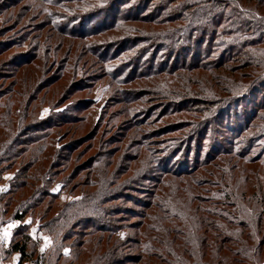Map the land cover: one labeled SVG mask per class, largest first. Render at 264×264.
Segmentation results:
<instances>
[{
  "label": "rangeland",
  "instance_id": "1",
  "mask_svg": "<svg viewBox=\"0 0 264 264\" xmlns=\"http://www.w3.org/2000/svg\"><path fill=\"white\" fill-rule=\"evenodd\" d=\"M80 1L86 2L75 4L56 0H0V45L9 43L7 49L0 50V77L4 76L0 92L12 87L10 71L13 66L10 64L13 60L27 52L36 54L37 58L24 67L28 72V79L36 83L31 88L37 94L35 85L38 83L47 86L52 82H46L49 79L56 84L37 97L38 104L33 108L32 120L46 121L48 118L58 117L57 121L59 117H73V124L55 130L54 137L57 142H61L60 146H76L71 162L65 163L62 173L57 168L58 171H53L57 175H49L52 172L46 174L48 180L43 190L52 197L42 199L34 214L28 208L25 209L27 214L22 219H15L12 209L5 208L6 204L4 206V201L9 198L6 195L12 191L13 186V172L4 165L0 176V264H102L96 255L89 256L92 243L85 241V245H82L87 233L83 232L84 229L81 231L79 221L72 217L67 219L65 215L73 214L71 211L80 202L81 193H85L86 173L82 170L90 160L95 159L100 141L109 137L111 139L107 141V147L114 155L107 172L112 183L128 179L171 180L174 184L177 180H184V185L187 186L188 180H197L201 184L198 196L205 200L203 205L208 211L227 218L237 232L245 227V234L240 239L242 245L230 243L233 248L237 250L239 247L250 254L252 250L255 252L257 247L262 246L261 254H253L251 262L240 256L237 257L238 261L264 264V111L256 113L253 110L257 117L252 118L251 108L238 105L237 94H233H244L243 97L253 90L256 96L252 97L255 96L256 100L253 101L256 103L252 105L260 103L264 107V82L234 83L231 95L227 96L220 93L221 81L210 83L205 76L188 79L187 76L190 75L186 69L174 64L176 60H180L179 55L176 54L173 61L163 48L155 50L156 61L152 69V51L140 59L139 63L132 62L140 56V50L132 52L131 49H122L120 40H149L150 44H155V48L162 41L163 46L169 43L167 39L170 34L166 31L175 25L166 20L159 23L155 19L156 9H153L165 7L166 2L157 0L151 3L153 6H149V16L155 19L153 22H126L119 28L93 35L89 31L103 20L99 11L106 0L77 2ZM141 2L142 0H131L120 11L135 14L134 8H138ZM167 12L169 11L162 12V17ZM87 18L93 20L83 29L81 24L88 22ZM62 28L66 30L62 31ZM72 31L75 33L71 34ZM18 39L19 43L13 47L11 43ZM185 46L190 48L189 45ZM207 46L199 50L192 48V51L202 52L204 55ZM185 87H198L194 90L199 92L188 94V98H219V102L196 100L202 104L198 110L189 108L162 115L163 106H173L175 100L183 97L184 93L180 89ZM246 89L251 91L241 93ZM7 99L8 96L4 95L1 102L6 101V107H9L11 102ZM41 99H44L42 103ZM211 106V110L206 109ZM227 106L230 107L225 113L228 115H221L220 112ZM73 110H77V113ZM212 114V118L215 114L218 117L224 116L221 129L216 128V123L210 119ZM181 121L185 127L180 125L176 131L172 128L166 135L153 137L156 136L153 134L155 130H163L172 122L181 124ZM209 121V132L203 138V126L208 125ZM119 127L125 128H122L123 132H119V135H115ZM116 137L118 143H114ZM167 138L171 141H167ZM191 138L197 142L191 153H186V149L172 153L182 141ZM146 148L154 152L147 153ZM219 148L223 151L216 155L214 150ZM150 154H154V160L158 159L161 164L167 157L166 168L185 169L183 176L180 177L176 172L160 173V168L153 174L152 164L147 174L153 177H141L147 171L141 165L144 162L147 165L152 156ZM216 156L220 157L218 161L215 159L207 163L208 157L214 159ZM140 159H144L141 165ZM78 167L83 169L77 171L75 168ZM129 183L130 187L127 188L133 190L132 195L139 199H144L152 186H155L152 182L144 185ZM178 195L179 192L173 189V196L170 194L169 198L176 200ZM180 199H187L186 193H180ZM32 203L27 205L31 206ZM52 204L53 208H50ZM123 204L131 210V214H126L128 218L123 217V224L134 222L136 219L132 216L137 215L140 210ZM22 212L24 211L19 214L23 216ZM17 232L19 234L15 235ZM234 232L233 237L236 236ZM125 234L121 229L115 236L121 241L125 239ZM20 235L22 236L19 237ZM17 239L27 240L28 258L22 263L18 253H8ZM126 255L124 249H119L114 257V264L125 263ZM104 264L108 263L105 261Z\"/></svg>",
  "mask_w": 264,
  "mask_h": 264
},
{
  "label": "trees",
  "instance_id": "2",
  "mask_svg": "<svg viewBox=\"0 0 264 264\" xmlns=\"http://www.w3.org/2000/svg\"><path fill=\"white\" fill-rule=\"evenodd\" d=\"M56 1L75 4L86 2ZM130 1L106 0L104 7L99 11L103 20L92 27L89 31L90 34L96 35L106 30L116 29L126 22L144 23L158 19L159 23H164L166 20L167 23L170 22L169 24L175 26L171 27L172 32H170L171 29L166 31L167 34H170V38H166L169 43L165 46H163L164 41L155 48V44H150L149 40L131 38L120 40L122 41L120 48L131 49L132 52L140 50L138 52L140 56L132 62L139 63L140 59L145 58L152 51L150 54L152 69L156 61V51L163 48L173 61L175 55H179L180 60H176L174 64L186 69L190 75L187 76L188 79L205 76L210 83L221 81L220 93L227 96L231 95V86L234 83L264 82V0H159L165 1L167 5L160 9L153 8L156 9L157 17L155 19L149 16V6H153L151 3L157 0H142L138 8H134L135 14L122 13L120 8L128 5ZM138 11L141 12L138 13ZM164 11L169 12L162 17ZM92 20L93 18H90L87 20L88 22L82 23V28L85 29L86 24ZM63 29L66 30V28L61 30L63 31ZM70 33L74 34L75 31ZM13 41L11 45L15 47V44L19 43V39ZM147 45L149 46L147 47ZM185 45H189L191 49ZM8 46L9 43L1 44L0 50L7 49ZM206 46L204 55L202 52L194 53L192 51V48L199 50ZM146 47L147 49H144ZM36 58V54L27 52L14 59L10 64L13 66L10 71L12 87L5 92H0L4 93L0 94V176L4 165L8 167L7 170L13 172L12 191L6 195L9 198L4 201V206L6 204L5 208L12 209L11 213L15 219H22L27 214L25 211L27 208L34 214L36 206L42 199L52 197L43 190V186L48 180L46 174L52 172L49 175H57L53 172L58 171L57 168L62 173L65 163L71 162L72 153L76 148L75 144L60 146L61 142H57L54 137L55 130L61 129L64 125L73 124V117L63 116L59 117L57 121L55 120L58 117H54V120L51 117L46 121L32 120L33 108L38 104L37 97L56 84L49 79L46 82H52L47 86L38 83L35 85L37 91L35 94L31 87L36 83H32L28 79V72L24 67L26 68ZM3 77H0V83L3 82ZM187 84L189 85V82H186ZM196 88L198 87L180 89L184 93L183 97L175 100L173 106H163L162 115L170 114L169 112L173 111L181 112L189 108L198 110L202 104L196 100H204L209 103L219 102L217 101L219 98L215 100H207L201 96L188 98V94L199 92L194 90ZM240 91L241 89L238 90V92ZM248 91L251 90L246 89L241 93ZM233 94H237L238 105L241 104V107L247 109L251 108L252 118L257 117L253 110L256 113L264 111V107H261L260 103L256 106L252 105L256 103L253 101L256 100V92L253 90L251 93L248 92L250 96L245 94L242 97L244 94ZM4 95H7V100L11 102L9 107H6V101L1 102ZM252 95L255 96L252 97ZM43 101L44 99H41L40 103ZM212 106L206 109L211 110ZM228 110H230L229 106L225 110L223 109L220 114L227 116L228 114L225 113ZM76 111L73 110L75 114ZM70 115L72 114L70 113ZM212 116L213 114L210 119L216 123V128L221 129L224 116L218 117L217 114L214 118ZM184 122L187 123V120L184 119ZM209 123L210 121L208 125L203 126V133H205L203 138H206L209 132ZM180 125L185 127L182 121L181 124H175V122L167 124L163 130H155L153 134L155 133L156 136L153 137L166 135L172 128H174L173 131H176ZM122 128H117L119 131L115 135L123 132ZM117 137L115 141L112 140L114 143L117 142ZM197 137L199 141V136L197 135ZM110 139L111 137L100 141V149L97 151L95 159L90 160L85 169L75 168L77 171L83 169L82 171L86 173L84 178L86 180L84 183L85 193H81L80 202L71 211L73 214H64L67 219L71 217L77 219L83 227H81V231L84 229L83 232L87 233L82 245H85V241H89V244L92 243L89 256L96 255L102 264L105 261L108 264H114L113 260L119 249H124L127 252L123 264H247V262L238 261L237 257L240 256L245 261L251 262L250 258L253 254L258 256L262 246L256 248L257 252L252 250L253 252L250 254L246 250H240L239 247H237L238 251L233 248L230 243L242 245L240 239L245 234V227L242 225V230L237 232L233 228V224L227 221V218L208 211L203 205L205 200L198 196L201 184L197 183V180H188L187 186L184 185V180H177L174 184L171 180L128 179L112 183L110 174L107 172L114 155L107 147V141ZM194 140L191 138L182 141V144H179L172 153H179L184 149H186V153H191L192 149L197 146V142ZM167 141H171V139L167 138ZM145 151L147 153L154 152V150L148 151L147 148ZM214 151L217 155L223 150L219 148ZM150 155L152 156L148 159L147 165L145 162L141 165L144 159H140L141 167L147 169L144 174L140 175L141 177H153L147 174L152 164L151 172L153 174H156L160 168V173L163 171L166 173L176 172L180 177L183 176L185 169L166 168L167 157L161 164L158 159L154 160V154ZM156 157L158 158V155H155ZM219 158V156L214 159L208 157L207 163L210 160L215 161V159L218 161ZM197 161L198 159H196V163ZM129 182L133 185L152 182L151 184L155 186H152V190L147 192L149 194L144 196V199H139L132 195L133 190L127 188L130 187L128 186ZM173 189L179 192L176 200L169 198L170 194L173 196ZM180 193H186L187 199L182 201ZM116 201L118 203L114 205L113 203ZM31 202H33L32 205L28 206L27 203ZM123 203L140 210L137 215L132 216L136 219L134 222L123 224V217H127L128 213L131 214V210ZM50 208H53V204ZM21 211H24L22 212L23 216L19 214ZM118 227L121 228L118 229ZM121 229L126 234L125 239L119 241L115 233ZM233 231L236 235L234 237L232 236ZM18 234L19 232L15 235ZM26 239H17L8 251V253H18L21 263L28 258ZM113 239L116 240L113 242ZM246 239L249 240L248 237ZM245 244L247 243L245 242Z\"/></svg>",
  "mask_w": 264,
  "mask_h": 264
}]
</instances>
